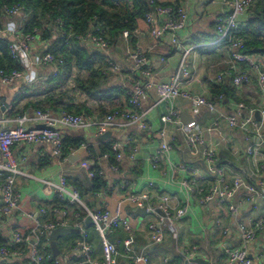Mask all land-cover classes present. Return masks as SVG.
<instances>
[{
    "label": "crops",
    "instance_id": "1",
    "mask_svg": "<svg viewBox=\"0 0 264 264\" xmlns=\"http://www.w3.org/2000/svg\"><path fill=\"white\" fill-rule=\"evenodd\" d=\"M158 1L173 2L174 0ZM180 5L186 8L188 19L184 28L176 34V44L172 43L168 34L159 40H153L146 30H140L137 35L131 34V39L129 36L127 38L118 36L108 50L110 59L119 67L118 72L109 68L101 52L94 50L87 43H80L88 53L95 54L92 57L93 67L101 70L103 74L100 90L113 89L114 97L111 100H94L86 97L79 89L78 83L85 82L88 79V73L75 68L63 86L51 89V80L59 74L62 64L59 66L41 65L37 70L36 80L30 84L25 83L21 78L9 84L0 82V98L3 104V109L0 108V130L13 128L15 116L31 114L35 109H49L57 112L68 107L74 112L76 109L83 111L86 108L89 113L100 116L127 106L131 80L136 72L125 49L127 46H135L145 53L152 79L158 82L170 81L184 56L183 63L189 70L191 78L186 81L183 78L180 89L192 96L202 97L205 101L214 103L213 110H209L206 106L193 107L189 100L182 98H176L171 103H158L157 96L152 90L140 101L138 108L140 112L146 111L144 128L138 124L119 126L111 129L110 137L104 141H98V136H94L89 130L61 128L62 139L80 140V143L74 147L67 146V155L62 159H57L52 155V147L49 143L15 144L12 152L21 172L15 178V187L20 197L17 209L7 221L0 214V235L3 238L8 237L11 232L21 235L28 233L33 226V219L26 217L25 213H34L35 219L42 223L63 220L71 224L73 220L70 216L63 218L59 213H53L51 205L54 204L53 200L56 196L52 194L47 196L43 193L41 180L57 182L60 176H64L67 182L85 192L91 184L89 173L94 169L101 172L100 176L105 182L107 192L97 195L85 192L81 197L85 203L90 205V208L106 207L112 210L118 192L138 193L148 190L154 195L173 196L179 205L185 204L187 209L186 214L176 221L178 245L187 248L197 247L195 264H225L224 247L235 245L237 242L233 227L235 217L228 214L223 205L211 203L201 207L195 196L187 197L183 192H179L177 187L179 180L204 176L205 170L202 160L188 153L187 146L176 125H163L159 118L172 107L177 111L180 123L189 128L215 127L221 137L215 130L204 132L203 135L216 147L217 164L225 180L230 181L235 175H242L254 183L257 179L256 164L244 153L248 144L246 140L248 132L229 127L225 118L234 115L238 105L243 108V113L248 107L264 108V100L260 96L257 85V70L245 64L234 67L229 60V49L226 43L216 41L218 35L214 21L229 13V5L224 0H182ZM261 15L264 16V0H255L253 7L237 19L239 32H241L240 29L247 31L255 29L257 20L254 18ZM26 18V14L20 13L13 18L2 16L1 21L13 20L18 26L23 27ZM259 31L264 36V29ZM241 36L244 38L242 34ZM55 37L54 30L49 39L42 40L36 37L30 44L31 51L33 53L47 51L52 46ZM252 57L257 68L264 70V55L256 54ZM234 68L245 71L249 78L247 83L239 87L232 85ZM219 74L222 78L218 82ZM218 95H221L220 99H217ZM32 125L31 122L25 123L26 127ZM162 126L166 129V140L171 149L164 153L157 162H153L150 156L159 147L160 139L157 131ZM250 139L255 140L253 136ZM111 141L124 145L123 157L117 163L115 170L109 168L108 159L101 154V147L110 144ZM233 148L237 151L233 152ZM257 153L261 159L258 164L264 165V145L257 150ZM149 183L151 186H148ZM242 197L244 194L238 192L235 199ZM56 206L61 208L60 204ZM39 209H44L45 213H37ZM67 210L70 214L71 209ZM123 211L130 219L131 249L136 252L146 244L147 225L150 218L144 213L133 214L134 210L129 208ZM263 214L264 198L260 199L257 210H253L249 205H243L236 218L244 220L249 216L252 219H258ZM84 226L92 247L93 257L100 259L101 248L98 235L92 228L96 238L91 237L89 229L86 228L91 225L84 223ZM68 230V233L56 238L58 254L53 257L51 253V257L57 260V264H80L82 256L75 246L79 234L74 228H68ZM68 235L75 237L68 240L66 238ZM108 235L112 240L113 235L122 237L125 234L118 230ZM118 250L120 255L117 256V261L120 264H133L128 257L123 255L121 246ZM253 251L264 252V232L256 234ZM146 253L150 264H162L163 258H168L170 264H176L181 260L174 252L173 241L168 233L164 234L160 244L148 247ZM3 264L31 263L24 252L18 258L4 260Z\"/></svg>",
    "mask_w": 264,
    "mask_h": 264
},
{
    "label": "built area",
    "instance_id": "2",
    "mask_svg": "<svg viewBox=\"0 0 264 264\" xmlns=\"http://www.w3.org/2000/svg\"><path fill=\"white\" fill-rule=\"evenodd\" d=\"M230 8L229 13L217 18L215 30L217 33V42H225L229 49V60L236 67L239 64H245L257 70L256 80L260 96L264 100V70H259L252 57L243 52L244 38L238 30L237 19L247 12L255 3V0H224ZM22 2L12 5H3L1 16L13 18L24 11ZM145 24L146 31L153 40H159L168 34L172 43H177L176 34L184 28L188 15L184 5L177 7L154 5L150 12L146 13ZM98 28L92 26L91 30L85 34L76 35L79 43H87L94 50L102 53L109 68L118 72L119 67L109 57V45L107 41L97 34ZM139 29H134L133 34L137 35ZM127 30L122 31L121 36H129ZM0 35L6 40L7 50L10 57L15 60L21 70H12L8 73L0 69V82L9 84L15 79L21 78L25 83H32L36 80L37 70L41 65L55 64L61 65L63 59L61 55H53L48 51L33 53L30 44L38 37L36 31H23L13 20L2 22L0 20ZM126 55L131 60L136 75L132 78L131 90L128 93L127 106L122 109H114L103 115H95L86 112L72 113L66 110L53 112L49 109H35L31 114L15 116L13 128L0 130V200L1 217L7 221L17 209L19 193L15 187V178L21 174L17 161L13 156L12 148L17 143H49L52 147L51 153L57 159L62 156V137L61 128L85 129L91 131L94 136H100L111 129L130 124H138L145 127V112L138 111L140 101L146 97L149 91H154L158 103H171L176 98L189 100L193 107L206 106L209 110L214 109V103L205 101L202 97L192 96L187 91L180 89L182 79H190V72L184 66V56L178 64L176 71L170 81H154L149 70L148 59L145 53L138 47L127 46ZM232 66V67H233ZM222 75L217 76L219 82ZM249 80L245 71L234 68L232 75V85L239 87ZM221 95L217 96L220 99ZM3 107L0 98V108ZM241 105H238L234 115L225 118L226 124L231 128H238L248 132V144L244 149L246 156L251 157L255 165V175L257 177L254 183H251L246 176L235 175L230 181H226L222 170L217 164V151L215 145L206 140L203 133L215 130L219 137L220 132L213 126L200 128H189L180 123L176 110L170 107L166 113L160 116V122L163 125H176L182 135L183 141L187 146L188 153L202 160L205 175L201 177L193 176L188 179H181L177 182L179 192H183L187 197L195 196L201 207L216 203L223 205L234 219V231L237 242L235 245L224 247L223 253L225 264H264V252L253 251L256 242V234L264 232V214L258 219L246 217L244 220H238L237 214L243 205H249L253 210L259 208L260 199L264 198V165H259L261 160L258 157L257 150L264 145V108H245L242 112ZM255 111L258 112L259 119L254 117ZM31 122V127H26L25 123ZM37 125H44L47 128H37ZM160 144L155 153L150 156L153 162L171 149L166 140V129L162 126L157 131ZM255 138L252 141L250 138ZM123 143L117 141L110 142V151L113 154V163H109V168L116 169L117 163L123 157ZM233 152L237 149L233 148ZM108 159V154H103ZM132 158V156H131ZM101 175V172H98ZM93 172L89 173L90 178ZM210 180L208 181V179ZM202 183H207L202 185ZM42 191L45 195H55L65 205L61 208L52 204L53 213H59L61 217L70 216L72 223L67 224L63 220L40 222L35 219L34 213H25V216L33 219V226L26 235L11 232L8 237L10 247H0V264L4 260L20 257L24 252L27 254L31 264H42L41 250L49 246L47 237L55 228L65 227L74 228L78 232V238L75 241L76 248L82 256L80 264H120L117 256L120 255L118 247H122V253L128 257L133 264H150L146 249L151 245L160 244L164 234L168 233L173 241L175 254L180 257L176 264H195L194 258L197 254V247H184L177 243L176 221L186 214V205H179L175 197L167 194H151L148 190L138 193L118 192L116 193L115 205L112 210L106 207L90 208L80 196L76 187L67 182L66 177L60 176L57 182L41 180ZM151 186V183L148 184ZM241 192L244 197L235 199L236 194ZM96 193L95 195H97ZM129 208L136 210L144 208V214L149 216L150 221L147 225L148 235L146 244L133 251L132 247V226L129 216L123 209ZM67 209H71L70 214ZM37 213H45L44 209H39ZM89 218L93 230L97 233L101 248V258L93 257L91 244L88 241L87 231L85 229V220ZM122 231L125 235L122 237L113 235L109 239L110 233ZM45 236V243L41 238ZM12 246V247H11ZM54 264L57 260L53 259ZM162 264H170L168 258L162 259Z\"/></svg>",
    "mask_w": 264,
    "mask_h": 264
},
{
    "label": "trees",
    "instance_id": "3",
    "mask_svg": "<svg viewBox=\"0 0 264 264\" xmlns=\"http://www.w3.org/2000/svg\"><path fill=\"white\" fill-rule=\"evenodd\" d=\"M182 0L173 2H160L158 0H0V20L1 8L3 5H12L22 2L24 11L28 12L27 18L23 24V31H36V35L43 39H49L53 30L56 33L52 46L47 50L53 55H61L63 62L58 75L51 80V89H57L63 86L70 77L73 68L88 73V79L85 82H79V89L86 97L94 100H111L114 97L113 89L100 90L101 70L93 67L92 57L76 39V35L89 32L92 26L98 28L97 34L102 36L110 46L122 31L127 30L129 39L134 29L146 30L145 15L150 12L154 5L177 7ZM255 4V3H254ZM253 7V6H252ZM251 7V8H252ZM257 25L252 31L240 29L244 36L243 52L248 55H264V36L260 29H264V16L254 18ZM253 19V20H254ZM0 69L8 73L12 70H21V66L13 60L7 50L6 40L0 35ZM215 92V90H214ZM72 113L82 112L80 109L71 111ZM83 112L89 113L84 108ZM70 143V144H69ZM80 143V140L69 141L62 139V156L67 155V146L74 147ZM108 154V162L113 163V154L110 151V144L101 147V154ZM93 177L91 184L85 192L94 195L96 193L107 192L105 182L98 174V170H92ZM80 196L84 191L76 188ZM54 203L65 205L57 197ZM87 204V203H86ZM88 205V204H87ZM90 207V205H88ZM92 226L86 227L89 229ZM42 242L46 240L41 238ZM10 247L6 238L0 235V247ZM12 247V246H11ZM44 249V248H43ZM41 250L42 264H53L51 252L47 247Z\"/></svg>",
    "mask_w": 264,
    "mask_h": 264
},
{
    "label": "water",
    "instance_id": "4",
    "mask_svg": "<svg viewBox=\"0 0 264 264\" xmlns=\"http://www.w3.org/2000/svg\"><path fill=\"white\" fill-rule=\"evenodd\" d=\"M1 109H3V107H1ZM254 117L256 120L259 119L257 111H255ZM37 128H47V127H45L44 125H37ZM109 137H110V131H106L102 135L98 136L97 140L98 141H104V140L108 139ZM143 213H144V208H139V209H136L133 211V214H143ZM90 223H91L90 219L87 218L85 220V224L90 225ZM68 232H69L68 228H65V227H58V228H55L52 231H50V233L48 235V241H49V248H50V251H51L53 257H56L58 254V248L56 245V238L58 236H62L64 234H66Z\"/></svg>",
    "mask_w": 264,
    "mask_h": 264
},
{
    "label": "rangeland",
    "instance_id": "5",
    "mask_svg": "<svg viewBox=\"0 0 264 264\" xmlns=\"http://www.w3.org/2000/svg\"><path fill=\"white\" fill-rule=\"evenodd\" d=\"M89 232H90V236H91V237L96 238V235H95V233L92 231V228H91V227H89ZM74 237H75L74 235H68L66 238H67L68 240H70L71 238H74Z\"/></svg>",
    "mask_w": 264,
    "mask_h": 264
}]
</instances>
